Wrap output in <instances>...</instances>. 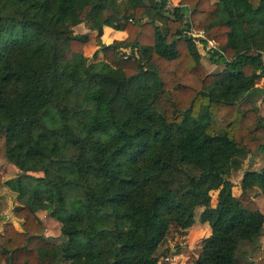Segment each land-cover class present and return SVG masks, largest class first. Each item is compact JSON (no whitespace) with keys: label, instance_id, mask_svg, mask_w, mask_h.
I'll list each match as a JSON object with an SVG mask.
<instances>
[{"label":"trees","instance_id":"obj_1","mask_svg":"<svg viewBox=\"0 0 264 264\" xmlns=\"http://www.w3.org/2000/svg\"><path fill=\"white\" fill-rule=\"evenodd\" d=\"M165 3L0 0V133L17 169L0 186L20 219L0 220V264H167L154 251L169 222L185 231L195 215L209 233L184 264H234L243 242L258 247L246 264H264V211L248 192L264 195V165L236 195L228 178L264 151V113L239 105L264 75V0H178L187 15ZM79 23L125 37L95 34L88 61ZM189 24L216 41L220 70L203 69ZM43 203L60 243L43 233Z\"/></svg>","mask_w":264,"mask_h":264},{"label":"rangeland","instance_id":"obj_2","mask_svg":"<svg viewBox=\"0 0 264 264\" xmlns=\"http://www.w3.org/2000/svg\"><path fill=\"white\" fill-rule=\"evenodd\" d=\"M121 6V5H120ZM86 55L89 59L88 61H92L91 54H88L87 49ZM129 49L124 48L122 49V53L128 54ZM201 52L204 53V56H201V59L199 60V63L203 67V69L208 72L209 70H217L222 67L221 60L218 59L216 61H212L208 53L204 50H201ZM96 57H100L99 55H96ZM94 56V58H96ZM264 58V53H263ZM261 77H258V79L255 82V89H250L247 93H250L248 97H244L241 102H239V105L241 108H245L248 106H256V101H259V98H264V78L260 79ZM256 90V91H255ZM262 101H260L258 104H260ZM255 104V105H253ZM258 109V107H257ZM260 153V152H259ZM257 154V153H256ZM250 155L249 160L246 158H243L238 168L234 169L232 168L229 173V178L231 182L233 183L231 190L234 194H237L239 192L237 181L240 178L241 172H243L246 168H249L252 166V168L260 169L264 165V153L258 154L256 157L255 155ZM190 173L196 172V169H188ZM17 172V169L13 164L8 162L4 156L3 153V136L0 133V175L1 179L4 180L8 177H11L15 175ZM250 192L253 194V198L258 203V206L264 209V198L259 192V189L257 187H252L250 189ZM214 191H210V198L214 197ZM17 204V201L15 199V193L10 190L5 184H2L0 186V220H9L12 222L15 228L19 229V221L20 219L16 217L12 213L13 206ZM49 209L50 205L43 203L36 211L35 214L37 217L41 220L43 224V233L45 236H48L49 239L53 240L54 242L60 243V241L63 239V237L59 233V222L49 215ZM195 221V219H194ZM198 221V220H197ZM209 232V228L206 224L198 221L193 226H190L187 230L181 231L178 229V227L173 223L169 222L167 230L165 235L163 236V239H161L157 245V254L162 255H170L173 253H170V251L167 250V248H174L175 252L180 253L177 257L178 263H181L180 259H183L187 257L188 254H196L200 249L201 240L203 237H205ZM162 242V243H161ZM161 243V246H160ZM160 248V249H159ZM258 255V247H251L250 244L243 242L241 243L237 250H236V257H235V263L234 264H246L248 260H253ZM2 264H6L5 259L2 260ZM183 264V263H181Z\"/></svg>","mask_w":264,"mask_h":264},{"label":"crops","instance_id":"obj_3","mask_svg":"<svg viewBox=\"0 0 264 264\" xmlns=\"http://www.w3.org/2000/svg\"><path fill=\"white\" fill-rule=\"evenodd\" d=\"M175 5H179L178 4V0H166V3H165V6L168 7V8H171L172 6H175ZM180 6V10L182 11L183 14L187 15L188 14V7L187 5H179ZM159 23V22H158ZM73 30L74 32H78V33H83V32H87L88 33V39L83 47V54L86 55V49L88 51V54H91L94 50H97V55H101V52L100 50L98 49V46L97 44L95 43V34H97V36L100 38V40L104 43H110L111 41L113 40H122L124 37H125V32L121 29H116V28H113V27H110V26H107V25H103L101 27V29L96 33L95 30H89L87 29L82 23H79L75 26H73ZM128 49V48H127ZM197 52L199 54V60L201 59V56H204V53L201 52V50L199 48H197ZM260 53H261V59L263 60V63H264V58H263V53H264V48L262 50H260ZM87 56V55H86ZM221 69V68H220ZM220 69H217V70H220ZM217 70H209L208 72L210 71H217ZM261 78L260 79H263L264 78V75L263 76H260ZM258 79V78H257ZM256 79V80H257ZM256 82V81H255ZM256 91V90H255ZM251 93V92H250ZM249 93V94H250ZM248 94V96H249ZM262 97V96H261ZM259 98V101L257 100L256 101V105L258 107V111L263 114L264 113V102H261L260 104H258L260 101H262L264 98ZM255 105V104H253ZM260 152V153H259ZM255 157L258 155V154H261L262 152L264 153V151H259ZM250 155H247V159L249 160ZM246 169H255V168H252V166H250L249 168H246ZM255 170H258V169H255ZM242 173V172H241ZM241 176V174H240ZM229 178V177H228ZM230 179V178H229ZM237 184H238V181H237ZM252 187H257V186H252ZM250 187L248 189V192L251 194L252 198H253V194L250 192V189L252 188ZM258 188V187H257ZM239 189V188H238ZM259 189V188H258ZM260 192V190H259ZM239 192H237L238 194ZM234 194V193H233ZM260 194L262 195V197L264 198V195L260 192ZM236 195V194H235ZM254 199V198H253ZM255 200V199H254ZM257 207L261 210V211H264V209H262L261 207L258 206V203L255 201ZM198 211H199V208L196 210V214H198ZM197 216L195 215V221L190 225V226H193L195 223H197ZM204 224L207 225L206 222H202ZM189 226V227H190ZM208 226V225H207ZM187 227L186 230L189 228ZM209 228V227H208ZM209 233V232H208ZM48 237V236H47ZM163 239V237H162ZM162 243V242H161ZM161 243H160V246H161ZM158 245V244H157ZM157 248V247H156ZM160 249V248H159ZM168 251H170V253H173V254H170L168 256H173V259H170L169 261H166L167 264H181L183 263L184 264V257L183 259H180L181 260V263H178V260H177V257L180 253L178 252H175V247L172 248H167ZM158 250L155 249L154 253L157 254ZM158 256L160 254H157ZM167 255V254H165ZM164 256V255H162ZM258 256V255H257ZM257 256L253 259V261L257 258ZM161 257V256H160ZM236 257V255H235ZM159 258V257H158ZM249 261V260H248ZM247 261V262H248Z\"/></svg>","mask_w":264,"mask_h":264},{"label":"built area","instance_id":"obj_4","mask_svg":"<svg viewBox=\"0 0 264 264\" xmlns=\"http://www.w3.org/2000/svg\"><path fill=\"white\" fill-rule=\"evenodd\" d=\"M184 33L191 37L195 47L200 50H219L216 41L213 38L207 37L202 28H196L194 25L189 24L188 27L184 29ZM170 259H173V256L164 255L158 258V260L162 261H169Z\"/></svg>","mask_w":264,"mask_h":264}]
</instances>
